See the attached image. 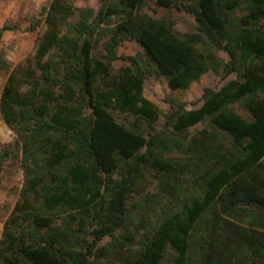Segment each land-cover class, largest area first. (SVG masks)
Here are the masks:
<instances>
[{
	"label": "trees",
	"instance_id": "1",
	"mask_svg": "<svg viewBox=\"0 0 264 264\" xmlns=\"http://www.w3.org/2000/svg\"><path fill=\"white\" fill-rule=\"evenodd\" d=\"M100 1L104 5L99 12L80 9L78 22L72 24L77 11L68 0H51L34 66L13 69L5 80L0 116L16 135L25 181L3 226L0 264H88L93 254L112 264H161L168 246L176 252L173 264H264V97L250 98L264 90V32L259 28L264 21V0H187L186 10L213 32L216 47L230 58L232 71L237 58L243 69L236 80L219 90L206 88L199 108L173 106L166 117L170 133L150 138L119 124L111 111L155 123L159 109L144 95L147 76L165 78L172 91L187 90L216 65L209 49L201 47L200 35H179L167 23L135 13L147 0H120L129 11L111 30L105 44L107 62L93 57L91 37L119 13L117 4ZM155 1L167 9L176 2ZM242 5L245 15L227 19V12ZM7 30L0 29V41ZM126 40L144 49L154 73L134 57V67L113 71L116 50ZM53 51L61 64L47 61ZM38 71L55 77L40 79ZM246 98L252 120L224 109ZM79 100H86L91 117L84 115ZM206 119L232 137L234 145L247 142L243 153L233 157L214 133L189 142L180 139ZM170 134L177 138L164 140ZM156 147L177 149L204 162L214 159L204 179V195L190 198L183 211L159 220L139 251L130 250L134 236L127 229L122 242L93 252L96 240L115 239L123 228L126 198L144 177L141 166L164 176L175 172L154 151ZM144 148L148 150L142 154ZM6 155L8 151L2 158ZM101 172L108 177L120 172L122 178L105 187L97 181ZM104 188L111 193L113 204L102 225L107 210ZM225 216L247 227H238L224 220ZM78 220L99 221L86 251L70 242L77 241L82 231L75 227ZM201 228L204 232L197 250L192 239ZM61 242L68 246L61 247Z\"/></svg>",
	"mask_w": 264,
	"mask_h": 264
},
{
	"label": "rangeland",
	"instance_id": "2",
	"mask_svg": "<svg viewBox=\"0 0 264 264\" xmlns=\"http://www.w3.org/2000/svg\"><path fill=\"white\" fill-rule=\"evenodd\" d=\"M51 0H0V29L7 27L8 30L4 33L0 41V95L4 86L5 80L13 69L22 67L34 66L37 46L46 31L44 23L45 16ZM223 3L224 0H219ZM73 7L76 15L70 22L76 24L79 20L80 9L90 8L99 12L104 3L100 0H68ZM108 3L118 5L119 13L113 15L110 20L103 23L98 33L92 39L93 57L107 62L106 42L111 38V30L125 16L129 9H124L120 4V0H108ZM190 2L187 0H176L173 7L167 9L159 6L155 0H147L146 3L135 13L150 18L158 22L167 23L179 35L198 34L201 36V47H207L211 52L215 63V68L209 70L199 81L193 83L187 90L172 91L165 78L159 75L147 76L144 85V95L152 101L159 109V120L155 123L146 122L143 119L134 118L128 114L120 113L119 111H111L115 120L128 129L138 131L151 136L164 137L170 133L166 126V117L171 112L173 106H183L186 109L199 108L203 103V92L206 88L219 90L231 80L238 78V73L242 71L243 66L240 58L236 59V70L231 69L230 58L221 49L216 47V36L212 35L210 29L201 26L196 20V14L186 10V5ZM244 5L233 12H227V19L230 21L237 20L245 15ZM196 13L198 8L194 5ZM259 28L264 32V21L260 23ZM67 31V30H66ZM65 31V32H66ZM117 60L113 62V71L117 73L121 68L134 67L131 58H136L148 68L150 66L152 73L155 68L149 63L144 49L134 40H126L119 45L116 50ZM47 61L61 64L57 51H53L47 58ZM40 79H50L55 77L54 74L37 72ZM57 77L55 81H57ZM54 81V82H55ZM80 87L77 86V91ZM264 97V90L251 96L250 98L261 99ZM248 98L227 105L224 109L232 111L246 120H252L253 117L246 109L245 105ZM78 105L81 106L84 115L89 118L92 115L91 109L86 100H79ZM207 133L217 135L220 143L233 156H240L243 152L244 142L241 147L234 145L232 137L226 132L218 129L211 123L210 119H206L197 126L191 128L186 133L180 136V139H186L189 142L196 137L203 138ZM175 137L173 134L166 137L164 140L172 141ZM14 145V146H13ZM148 148H144L141 153H146ZM8 151L9 155L2 158V154ZM154 151L162 154L163 159L169 161L175 168V172L168 176L158 174L150 168L141 166L144 177L142 181H136L132 190L128 194L125 201L126 221L122 229H119L115 234V239L104 237L94 242L93 252L100 247L114 245L122 242L124 231H129L134 236V242L129 246L131 251L137 252L142 247V242L157 226L159 220L167 214L179 213L183 211L184 205L191 203L190 198H200L206 190L205 177L208 175V170L213 166L214 159L204 162L199 157L194 159L180 150L174 149L168 151L166 148H154ZM21 153L16 145V135L3 122L0 116V239L3 232L5 221L10 217L13 207L15 206L20 190L25 181V172L20 162ZM120 172L113 174L111 177L104 173H99L98 180L111 187L121 180ZM168 183V184H167ZM106 207L104 212L102 225L108 219V215L112 213V195L104 188ZM174 195V196H173ZM243 213V212H242ZM208 217L210 214L207 215ZM216 218V216L214 217ZM225 218V219H224ZM224 220L244 226L243 221H235L232 218L223 217ZM98 221V220H97ZM84 220L78 226H75L78 232V240L70 241L81 251H86L88 245L94 241V232L97 229L98 222ZM244 227H247L245 225ZM204 229L201 228V233L193 236L192 243L196 245L197 241L203 237ZM217 237V234H214ZM61 247L68 246L67 243L61 242ZM176 259V252L171 246H168L161 264H173ZM75 264V263H74ZM88 264H112L107 260H98L93 254Z\"/></svg>",
	"mask_w": 264,
	"mask_h": 264
}]
</instances>
